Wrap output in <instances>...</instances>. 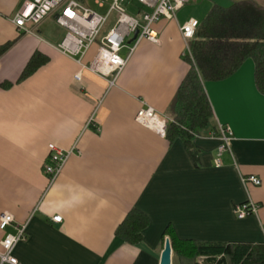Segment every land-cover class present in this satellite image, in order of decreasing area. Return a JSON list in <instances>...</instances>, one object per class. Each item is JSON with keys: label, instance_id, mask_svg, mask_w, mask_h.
<instances>
[{"label": "crops", "instance_id": "obj_1", "mask_svg": "<svg viewBox=\"0 0 264 264\" xmlns=\"http://www.w3.org/2000/svg\"><path fill=\"white\" fill-rule=\"evenodd\" d=\"M24 1L0 0V216H14L0 229V251L5 235L23 225L14 252L20 264H160L167 228L184 240L264 243V93L254 59L225 79L204 81L214 118L193 138L195 160L181 137L170 141L136 115L151 106L172 117L191 68L180 27L199 18L181 8L155 23L157 43L142 40L129 55L130 37L121 54L127 64L109 87L89 70L75 77L81 65L58 48L67 29L57 12L33 33L18 30L13 17ZM134 1L132 14L141 8L130 10ZM35 53L44 62L24 75ZM96 53L95 44L84 63ZM218 123L233 133L220 166ZM49 143L77 144L52 185L44 172ZM251 175L261 185L243 182ZM248 199L258 214L238 218L236 205ZM133 208L150 220L136 244L116 233Z\"/></svg>", "mask_w": 264, "mask_h": 264}, {"label": "trees", "instance_id": "obj_2", "mask_svg": "<svg viewBox=\"0 0 264 264\" xmlns=\"http://www.w3.org/2000/svg\"><path fill=\"white\" fill-rule=\"evenodd\" d=\"M191 68L171 104L175 122L168 127L172 141L181 137L197 160L193 138L210 128L214 112L204 87L206 80H222L236 72L248 58L255 61L256 86L264 93V3L259 0H231L228 6L214 5L199 21L189 42ZM44 57L35 53L24 75L32 73ZM150 220L133 208L117 228V235L136 244ZM172 244L173 264H264V243L184 240L165 230Z\"/></svg>", "mask_w": 264, "mask_h": 264}, {"label": "built area", "instance_id": "obj_3", "mask_svg": "<svg viewBox=\"0 0 264 264\" xmlns=\"http://www.w3.org/2000/svg\"><path fill=\"white\" fill-rule=\"evenodd\" d=\"M130 1L95 0L100 9L108 6L105 13H100L80 0H25L13 17V23L20 32L33 33L38 24L50 14L57 12L56 21L67 29L66 36L58 48L65 54L76 57L81 65V69L75 77L80 80L83 70H89L106 78L108 86L112 87L116 84L128 61V58L121 55L122 49L127 46V40L138 31L136 39L132 41L129 55L142 40L157 43L159 38L154 29L155 23L163 18H174L177 11L191 0H136L141 7L136 14L130 13L127 8ZM112 14L115 15V23L105 34H102ZM198 26L199 20L190 18L180 27L186 42V54L191 58L193 56L189 42L193 39ZM95 44L97 53L92 62L85 64L83 58ZM136 121L162 137L166 136L169 125L175 122L172 117L151 106L142 107L137 112ZM92 122H94L93 117L89 120V125ZM217 129L220 144L216 165L220 166L223 153L230 151L233 133L228 126L220 123H218ZM76 149L77 144L68 150L55 143L48 144L49 154L44 164V172L50 185L61 175L69 157ZM243 182L261 185L260 178L254 175L243 177ZM258 212L259 205L252 199L235 207L238 218H244L250 214L257 215ZM53 220L60 222L62 217L54 216ZM13 221L14 216L9 212H4L0 216V229L6 231ZM25 236V225L19 226L16 234L5 235L1 241L0 264H20L14 252L17 244Z\"/></svg>", "mask_w": 264, "mask_h": 264}, {"label": "rangeland", "instance_id": "obj_4", "mask_svg": "<svg viewBox=\"0 0 264 264\" xmlns=\"http://www.w3.org/2000/svg\"><path fill=\"white\" fill-rule=\"evenodd\" d=\"M84 2L86 5L92 7L95 10H98L100 13H105L107 11L108 6L106 8L100 9L95 3V0H80ZM260 2L264 3V0H259ZM231 3V0H191L186 6L183 7L184 13H188V16H195L199 18L200 20H203L204 17H206L207 13L209 10L214 6V5H222V6H228ZM139 6V3L135 0L131 5H130V10H134V6ZM115 20V15L112 14L108 24L106 26L105 30H109L110 27L113 25ZM107 32V31H105ZM124 51L121 52L123 54ZM253 59V58H249Z\"/></svg>", "mask_w": 264, "mask_h": 264}, {"label": "water", "instance_id": "obj_5", "mask_svg": "<svg viewBox=\"0 0 264 264\" xmlns=\"http://www.w3.org/2000/svg\"><path fill=\"white\" fill-rule=\"evenodd\" d=\"M137 35H138V31L134 34V36L130 42H132L134 39H136ZM172 255H173V250H172L171 240L169 238H167L165 241L164 250L162 252L160 264H173Z\"/></svg>", "mask_w": 264, "mask_h": 264}]
</instances>
